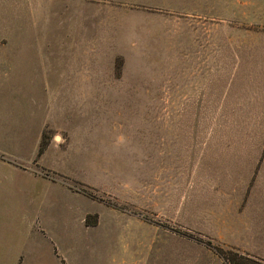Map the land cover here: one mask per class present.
<instances>
[{"label": "rangeland", "instance_id": "1", "mask_svg": "<svg viewBox=\"0 0 264 264\" xmlns=\"http://www.w3.org/2000/svg\"><path fill=\"white\" fill-rule=\"evenodd\" d=\"M144 2L109 85L61 80L105 56L0 36V160L55 182L46 240L22 221L40 180L0 164V264H224L214 248L264 263V0ZM181 58L213 61L208 80H181Z\"/></svg>", "mask_w": 264, "mask_h": 264}, {"label": "crops", "instance_id": "2", "mask_svg": "<svg viewBox=\"0 0 264 264\" xmlns=\"http://www.w3.org/2000/svg\"><path fill=\"white\" fill-rule=\"evenodd\" d=\"M146 4L148 3L144 0H0V36L8 38L9 33L13 32L16 38L34 39L39 47L38 50L50 54L57 52L73 56H105L106 68H103L102 64L99 67L93 64L74 65L68 69V73L62 75L61 80L67 86L75 87L109 85V82H104L111 81L112 64L110 62L112 60L109 56L134 52V39L129 34V29L134 32L136 28L134 25L129 27L128 11L133 6H145ZM147 41L149 43L150 38ZM192 57L191 60H194ZM177 67L181 71V80H194L193 71H200L202 79L208 80L209 70H213V61L201 64L193 61L184 63L181 58ZM177 86L176 96L181 98L187 96L186 82L180 87ZM202 87L204 89L203 84ZM206 89L208 93V84H206ZM194 92L193 89L189 91V96ZM186 101L193 102L194 100L190 98ZM0 164L5 165H0V167L20 171L30 179L40 180L36 189L27 191L26 215L22 221L28 227L30 235L33 232L49 240L44 228L46 222L41 216L49 206L46 186L55 182L32 175L28 169L20 168L12 162L0 160ZM5 177L1 175L2 180H5ZM10 210H15V207L12 206ZM231 243L247 252H253L249 249L250 246L256 247V244L250 241V237L246 236L232 239ZM51 244L54 255V243ZM22 259L23 257L19 258L17 263L16 260L13 261L12 264H23Z\"/></svg>", "mask_w": 264, "mask_h": 264}, {"label": "trees", "instance_id": "3", "mask_svg": "<svg viewBox=\"0 0 264 264\" xmlns=\"http://www.w3.org/2000/svg\"><path fill=\"white\" fill-rule=\"evenodd\" d=\"M39 145L38 155H41L43 151L46 149V143L43 140ZM88 195V194H87ZM89 196V195H88ZM86 226H95L96 223L89 224L87 220H85ZM210 246V245H209ZM214 252L217 256L223 261L224 264H264L258 259L248 255L238 252L237 250H223L220 248H214Z\"/></svg>", "mask_w": 264, "mask_h": 264}]
</instances>
